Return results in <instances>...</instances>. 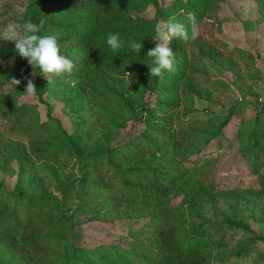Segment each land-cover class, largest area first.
I'll use <instances>...</instances> for the list:
<instances>
[{
	"label": "trees",
	"instance_id": "trees-1",
	"mask_svg": "<svg viewBox=\"0 0 264 264\" xmlns=\"http://www.w3.org/2000/svg\"><path fill=\"white\" fill-rule=\"evenodd\" d=\"M214 1H26L24 12L15 21L23 23L25 20H33L34 23H39L38 35L56 34L61 53L73 61V70L71 73L60 76L53 75L54 82L46 84L44 76L41 77L38 69H33L24 58L16 55L14 43L7 46L2 43L0 44V61L9 59L13 63L11 71L0 72V87L3 88L7 79L14 77L22 81L29 74H34L39 76L35 78L33 84L43 104L46 102L43 99V92L53 91L55 97L65 103V109L74 111H80L83 108L82 93L86 88L94 94V88L103 87V91L99 92L100 99L94 107L100 114L101 122L110 130L86 145L83 141L85 136L80 134L84 124L82 116L77 121V128L72 134L65 132L59 122L58 130L64 133L67 142L59 141V147L47 151V146L42 142L44 140L41 133L44 135L47 124L52 119L53 106L46 105L47 121L40 118L37 111L39 104L35 100L16 105L13 113H9L14 120L16 119L12 125L17 126L18 130L22 128L25 132L32 134L36 138L35 143L47 151L38 155V158L42 159L38 166L43 169L44 175L47 174L48 169H52L54 171L52 174L58 179L65 174L66 167L61 160L64 154H67L68 159H77L81 174L80 179L72 181L65 187L62 184L58 185L62 193L60 199L50 197L46 200L25 202L35 205L33 207L37 213L31 211V206L30 209L26 208L22 219H17L15 208L3 209L4 203H0V243L13 251L18 247L20 249V253L15 256L11 251L12 261L25 264L26 249L22 244L28 243L33 246L34 253L29 257L33 262L38 264L58 262L62 258L58 246L65 237V233L62 232L63 226L60 227V224L64 217L67 218L65 208L73 202H76L73 215L81 212L85 214L95 212V216L99 217L102 208L108 210L114 206L112 210L121 218L151 217L152 221L149 225L154 226V229L152 231L147 229L150 236L144 238L139 233L133 242L136 259L140 264L146 262H149L148 264H203L207 260L206 238L202 234L194 237L186 232L187 215L184 205L175 206L172 203L173 198L184 194L187 197L186 202L192 204L195 210V205L203 207L214 204L220 196L230 194L213 192V185L206 184L201 178L204 169L192 167L181 171L178 168V157L187 149L184 143L189 138L181 140L186 134L179 136L171 117L183 100L193 103L195 96L200 98L204 95L211 96L192 75L195 68L191 67V64L196 59L195 53L190 58L188 56L191 46L201 42V39L189 38L184 41L174 37L168 45L174 55V70L164 71V73L162 70L159 76H149L147 64L151 63V58L146 57V53L158 44L157 40L153 39L154 27L158 22L174 17L185 24L190 36L192 30L190 24L197 19L202 20ZM150 6L155 8L153 18L135 16L136 13L145 12ZM259 9L264 15V0ZM189 13L192 14L191 19L188 17ZM109 34H118V39L122 42L119 49L113 51L107 45L106 38ZM136 40L142 43L143 47L137 54H133L128 48V42ZM200 49L203 54L209 52L215 58L219 54V50L203 51L202 47ZM244 57L245 54L236 58ZM224 60L229 68H237L238 64L233 57L225 56ZM253 63L249 59L247 65L250 66ZM126 75L131 86H128L123 79ZM161 75L164 76V80H161ZM4 89L5 93H0L1 105L7 104L12 107L21 95L19 92L24 90V86H17V91L14 87ZM147 92L156 96V103L153 106H150V102L146 99ZM111 96L125 108L119 111L115 106L113 109L104 104L105 100ZM25 118H30V125L28 123L26 127H22L25 125L23 124ZM74 119L75 117H72L73 121ZM130 119L142 120L146 126L144 131L123 144L110 145L109 141L118 135L120 128ZM229 121L230 117H227L214 133L209 134L207 141L220 133ZM255 129L256 131L252 133V138H255L252 155L256 164L263 156L262 152H259L260 144L257 141L258 133L262 131H258V126ZM47 135L50 136V132L45 133V136ZM3 143L0 142V150L7 148L9 153L3 160L4 165L1 168L9 174L14 173V170L10 168V161L13 158L18 159L23 169L27 165L34 164L24 146L14 142ZM182 148H184L183 151ZM51 160L57 161L59 165L50 163ZM103 164L106 165L105 169L102 168ZM84 169L86 172H83ZM260 174L261 185H264V173ZM68 177L70 180L71 176ZM40 178L43 179V176L41 175ZM76 186L80 188L77 189ZM73 194H75L74 201L70 203ZM101 196L103 200L99 203ZM138 202H141V207L136 206ZM46 208L55 212L51 220L45 217V212H50ZM4 216L6 219L3 221ZM49 220L50 222H47ZM235 225L245 231L250 230L247 225ZM143 230H146V227H143ZM11 233L15 236L10 235ZM261 240L264 241V238ZM41 242L48 247L41 246Z\"/></svg>",
	"mask_w": 264,
	"mask_h": 264
},
{
	"label": "rangeland",
	"instance_id": "rangeland-1",
	"mask_svg": "<svg viewBox=\"0 0 264 264\" xmlns=\"http://www.w3.org/2000/svg\"><path fill=\"white\" fill-rule=\"evenodd\" d=\"M26 1L0 0V25L20 18ZM261 3L262 0H215L202 20L197 19L190 24L191 29L193 27L197 29L195 39H201V42L191 46L188 51L189 58L193 53L196 57L192 64L190 63L191 67L195 68L192 75L211 96L204 95L201 98L195 96L193 103L183 100L171 117L179 136L186 134L181 140L189 138L184 143L187 149L178 157V168L181 171L192 167L202 168L204 172L201 178L206 184L213 185V192L230 193L220 196L214 204L203 207L195 205V210L192 204L186 202L187 197L184 194L172 200L175 206L184 205L187 215L186 232L194 237L202 234L207 240V260L203 264H264V241L261 240L264 238V185H261L260 176V173H264V15L260 13ZM138 15L153 18L155 8L150 6L145 12L135 14ZM172 39L174 37H170L167 47ZM0 41V44L3 43L5 46L14 43ZM157 42L161 43L160 40ZM201 47L203 51L219 50V54L216 58L209 52L203 54ZM244 54L243 59L236 58ZM225 56L233 57L238 64L237 68H229L224 62ZM249 59L254 62L253 65H247ZM12 63L13 61L9 59L4 60L0 63V72L11 71ZM42 76L46 84L54 82L53 75L49 79L45 74H41ZM127 76L123 79L131 86ZM36 77L39 76L34 74L26 76L32 81ZM161 80H164L163 75ZM25 82V79L22 80L18 86H24ZM4 88L12 87L6 83L3 88L0 87V93H5ZM102 89L103 87L94 88L95 92L91 94L89 88H86L82 93L83 108L80 111L65 109V103L57 99L53 91L43 92L45 104L36 93L26 99L21 98L23 95L21 94L12 107L7 104L1 105L0 97V142H4L3 144L14 142L24 146L31 162L34 163L23 169L18 159L13 158L10 161V168L14 173L9 174L1 168L9 151L7 152V148L0 150V203H4L3 209L15 208L17 219L24 218L26 208L30 209L31 206V211L37 213L35 205L25 202L46 200L50 197L60 199L62 193L58 185L62 184L65 187L81 177L77 159H68L67 154L61 159L66 169L60 179L52 174L54 172L52 169H48L44 175L43 169L38 166L42 160L38 155L44 152L45 148L35 143L36 138L32 134L13 126L16 119L14 120L9 113H13L16 105L35 100L39 104L37 111L40 118L47 121L46 105L51 104L52 119L45 130V133L50 132L51 135L45 136V133L44 135L41 133L47 151L59 147V141L67 142L64 133L58 130L59 122L65 132L72 134L82 116L84 124L80 134L85 136L83 141L89 145L93 139L110 130L101 122L100 114L94 107L100 99L99 92H102ZM146 99L150 106L156 103L155 94L147 92ZM104 104L111 108L115 106L119 111L125 108L113 96L105 100ZM72 117H75L74 121ZM227 117H230L228 124L207 141L209 134L214 133ZM28 123L30 125V118L23 119L25 125L22 127H26ZM257 126L258 131H262L258 133L257 141L263 158L255 164L256 160L252 155L255 138H252V133L256 131ZM145 127L142 120L130 119L109 144L113 146L123 144L142 133ZM51 161L50 163L59 165L57 161ZM105 167L103 164L102 168ZM83 172H86V169ZM41 175L43 179L40 178ZM68 176H71L70 180ZM66 181L68 182L65 183ZM78 187L80 188L76 186L77 189ZM234 191L239 192L233 194ZM74 195L70 203L74 201ZM102 200L103 197H99V203ZM136 206L141 207V202L136 203ZM75 208L76 202L65 208L67 218L64 217L60 224V227L63 226L62 232L65 233V237L58 246L62 258L58 262L53 261L54 264H140L136 259L133 242L139 233L144 238L150 236L147 229L150 231L154 229V226L149 225L151 217L121 218L112 210L114 206L108 210L102 208L99 217L95 216V212L73 215ZM46 210L50 212H45V217L51 220L55 212L47 208ZM5 219L6 216L2 220ZM235 224L247 225L250 230L245 231ZM143 227H146V230H143ZM10 235L15 236L12 233ZM43 243H40L41 246L48 247ZM22 246L26 249L25 264H38L29 259L34 253L33 246L28 243ZM11 251L13 256L20 253L19 247L13 251L0 243V264H20L10 259Z\"/></svg>",
	"mask_w": 264,
	"mask_h": 264
},
{
	"label": "clouds",
	"instance_id": "clouds-1",
	"mask_svg": "<svg viewBox=\"0 0 264 264\" xmlns=\"http://www.w3.org/2000/svg\"><path fill=\"white\" fill-rule=\"evenodd\" d=\"M191 16L192 14L189 13V19ZM39 32V23H34L33 20H25L23 23L9 20L0 25V40L14 42L16 55L24 58L33 69H38L48 79L52 75L60 76L71 73L73 61L61 53L58 36L56 34L38 35ZM154 32L153 39L160 40L161 43L146 53V57L151 58V63L147 64L150 77L159 76L162 70H174V55L166 46L170 37H178L185 41L189 38L195 39L198 34L197 29L193 27L189 36L185 24L174 17L158 22L154 27ZM106 43L113 51L119 49L122 44L118 39V34L107 35ZM142 47V43H138L137 40L128 42V48L133 54H137ZM25 80L24 90L18 91L23 94L21 98L24 99L32 97L37 92L33 81L27 78ZM20 83L21 81L14 77L7 79V86L14 87L16 91Z\"/></svg>",
	"mask_w": 264,
	"mask_h": 264
}]
</instances>
